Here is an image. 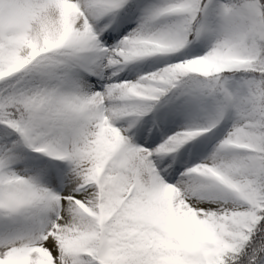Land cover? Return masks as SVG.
<instances>
[{
    "label": "snow or ice",
    "instance_id": "6c2138e0",
    "mask_svg": "<svg viewBox=\"0 0 264 264\" xmlns=\"http://www.w3.org/2000/svg\"><path fill=\"white\" fill-rule=\"evenodd\" d=\"M0 264H264V0H0Z\"/></svg>",
    "mask_w": 264,
    "mask_h": 264
}]
</instances>
